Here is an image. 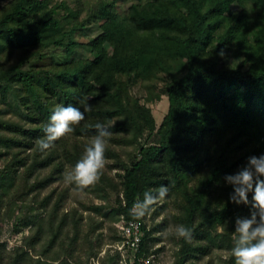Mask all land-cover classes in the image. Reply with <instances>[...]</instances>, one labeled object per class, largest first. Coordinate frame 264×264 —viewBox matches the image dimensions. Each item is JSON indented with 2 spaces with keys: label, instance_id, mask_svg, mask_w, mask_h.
I'll return each mask as SVG.
<instances>
[{
  "label": "trees",
  "instance_id": "obj_1",
  "mask_svg": "<svg viewBox=\"0 0 264 264\" xmlns=\"http://www.w3.org/2000/svg\"><path fill=\"white\" fill-rule=\"evenodd\" d=\"M121 1L95 0L80 19L81 8L58 18L49 0H0V222L11 218L17 233L29 230L11 249L0 242V264H70L62 256L80 239L83 218L75 210L59 218L69 190L59 185L84 151L78 139H91L97 121L115 134L159 138L141 147L129 165L106 164L99 180L85 186H94L105 201L115 198L114 216L139 223L138 254L154 255L150 249L160 239L152 234L165 227L168 214L153 231L145 217L151 211L153 222L172 200L175 225L192 230L191 241L178 238L173 264H193L215 248L229 254L222 264H234L232 226L250 214L251 204L232 203L224 177L264 153V0ZM99 21L107 28L82 42ZM50 40L65 61L42 62ZM157 80L168 101L158 127L146 106L160 98L150 91ZM139 84L147 85L148 98L133 91ZM81 99L92 106L85 119L54 147L39 151L37 141L55 106L83 110ZM111 170L120 171L117 186ZM161 185L168 187L163 198ZM145 191L157 199L136 216L133 205ZM56 244L57 256L47 259ZM87 244L90 255L101 245ZM36 245L43 247L40 254Z\"/></svg>",
  "mask_w": 264,
  "mask_h": 264
},
{
  "label": "rangeland",
  "instance_id": "obj_2",
  "mask_svg": "<svg viewBox=\"0 0 264 264\" xmlns=\"http://www.w3.org/2000/svg\"><path fill=\"white\" fill-rule=\"evenodd\" d=\"M85 1L86 2L80 1V4L78 0H49L48 8H56V10L58 11V18H64L65 15H67L70 11H81L78 10L79 8H81L82 11L80 12L79 17L80 19H85L87 17L88 10L93 6L95 0ZM131 1L133 0H122L120 4L125 6L126 3ZM61 21L62 24L65 25V21H69V19H62ZM65 27L68 28V25H66ZM106 28L107 24L99 21L98 23L93 24L92 27L84 33V37H81L80 40L84 42L87 39L94 37L97 33L105 30ZM55 37L58 36L55 35ZM52 43L53 40H50L51 46H49V50L47 51V54L44 55L45 59H43L42 62L60 63L62 61H65L66 58L63 55L62 50L52 47ZM82 54V51H78L76 56L79 57L82 56ZM151 84L150 85L154 87L150 91H154L155 96H159L160 98L156 101L154 100L152 102H147L146 106L150 109L151 115L155 121V125L156 127H158L164 115L166 114L168 101L167 98L161 93L162 81L157 80L156 82H152ZM150 85L148 84V86ZM146 90L147 85L145 86L144 84H139L133 89V91L136 93H146L145 97L148 98V92ZM108 139L109 143L106 145L105 150V165L112 163L129 165L134 157L138 154L141 147H146L150 144H157L159 142V138L156 135L150 136L147 133L141 135L113 133V135ZM90 140L91 139L81 138L78 139V143L84 150V148L90 143ZM119 173V170H111L109 174L110 178L114 181L113 184H116V186L119 184ZM41 174L43 175V173ZM53 186H57V183L53 184ZM53 186H51V188H53ZM59 187L60 189H69L67 203L65 204L63 211L60 212L59 218L65 211L70 212L73 210L78 211L83 218V223L80 227L82 232L80 234V239L75 245H71L70 248H67L66 252L63 253L62 258L67 256L70 264H116V262L117 264H124L126 253L117 250V245L119 244L118 240L122 238V236L119 231L121 217L117 218L112 212L113 201L115 198L111 196L108 201L101 199L99 197V193H97L98 191L96 192V188L94 186L92 187V189H85V186L76 189L65 182L64 186L60 184ZM50 189H48L46 192H50ZM167 203L168 204L165 206L166 211L163 212L160 217L154 219L153 222L149 221V215L151 214V211L149 215L145 217L147 228L152 230L155 227L156 223L161 222L163 218H166L168 214V219L165 227L161 231H157L152 234L154 237L160 239L150 249V253L154 252L153 254L155 256L156 264H173L176 259L178 249V238L175 234V223L171 218L172 211H174L175 208H173L172 200L168 201ZM158 205H160V203H158ZM85 207H101V210L98 212H94L88 209L85 210ZM50 211L51 209L49 208L48 214L50 213ZM45 215L48 217L45 212H42L41 217H44L43 219H48ZM9 219L11 218H5L0 222V242L6 243L7 248L11 249L14 245H18L21 243V239L24 236L28 235L29 230L24 229L23 232L17 233L14 229V226L12 225L13 221H10ZM70 219L72 218L70 217ZM100 222L102 224L99 229L94 230L95 226ZM229 222L226 225L228 231L231 227ZM232 228L235 229V224L232 226ZM92 230L94 231L88 237H86ZM222 231L223 228L218 229V233ZM63 234L65 235V232ZM45 235L48 236V231L45 232ZM96 240L101 245L94 247L95 249L92 252L95 253V255H90L91 251H89V245L87 243L91 242L95 246ZM42 250L43 247L41 245L35 246V251L37 253L40 254ZM58 250L59 245L56 244L53 250L47 253V259L55 258L57 256ZM228 256L229 254L226 253L225 248H223L222 250L215 248L210 257L199 259L193 264H222V261L227 260Z\"/></svg>",
  "mask_w": 264,
  "mask_h": 264
},
{
  "label": "clouds",
  "instance_id": "obj_3",
  "mask_svg": "<svg viewBox=\"0 0 264 264\" xmlns=\"http://www.w3.org/2000/svg\"><path fill=\"white\" fill-rule=\"evenodd\" d=\"M220 56L224 52L219 53ZM79 105L57 104L54 111L43 126V135L38 139V150L43 152L55 146V142L75 131L76 126L85 119V113L92 110L86 99H81ZM95 134L84 148L80 158L70 167L64 179L70 185L78 187L89 186L97 182L105 167L106 145L113 132L112 126L97 121L94 124ZM224 182L232 187L229 200L236 205L251 204L247 217L235 220L233 247L230 255L234 264H264V153L252 155L246 163L232 174L224 177ZM168 193L167 185H161L158 196L163 198ZM251 194V201H249ZM157 199L150 191H145L142 200L133 205L134 214L143 216L149 206ZM177 238L191 241L192 230L184 224L175 225Z\"/></svg>",
  "mask_w": 264,
  "mask_h": 264
},
{
  "label": "built area",
  "instance_id": "obj_4",
  "mask_svg": "<svg viewBox=\"0 0 264 264\" xmlns=\"http://www.w3.org/2000/svg\"><path fill=\"white\" fill-rule=\"evenodd\" d=\"M119 231L122 238L117 245V250L126 253L124 264H156L154 255L138 254L140 251L139 245L142 239V231L138 222L125 220L121 217Z\"/></svg>",
  "mask_w": 264,
  "mask_h": 264
}]
</instances>
